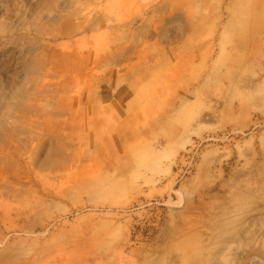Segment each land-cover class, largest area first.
Masks as SVG:
<instances>
[{
  "label": "rangeland",
  "instance_id": "1",
  "mask_svg": "<svg viewBox=\"0 0 264 264\" xmlns=\"http://www.w3.org/2000/svg\"><path fill=\"white\" fill-rule=\"evenodd\" d=\"M0 264H264V0H0Z\"/></svg>",
  "mask_w": 264,
  "mask_h": 264
}]
</instances>
